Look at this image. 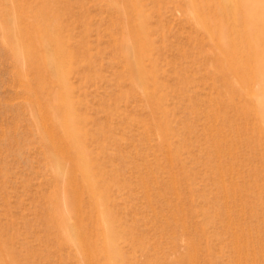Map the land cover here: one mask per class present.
I'll use <instances>...</instances> for the list:
<instances>
[{
    "label": "rangeland",
    "instance_id": "obj_1",
    "mask_svg": "<svg viewBox=\"0 0 264 264\" xmlns=\"http://www.w3.org/2000/svg\"><path fill=\"white\" fill-rule=\"evenodd\" d=\"M197 1L0 0L7 264H264V78Z\"/></svg>",
    "mask_w": 264,
    "mask_h": 264
},
{
    "label": "bare ground",
    "instance_id": "obj_2",
    "mask_svg": "<svg viewBox=\"0 0 264 264\" xmlns=\"http://www.w3.org/2000/svg\"><path fill=\"white\" fill-rule=\"evenodd\" d=\"M226 4L227 0H219L214 5H208L205 0H198L195 6L200 10L201 15L197 17V24L209 38L211 37L209 33L210 28H218L215 40L223 49L222 59L226 63L224 69L231 76L237 78V80H241V74L246 73L248 65L245 63V53L234 49L235 40L228 34L230 27H228L229 21L227 20V12L225 11ZM208 8L210 9L207 10ZM238 14L245 30L244 46L249 45V51L245 52L247 55H250V58H255V62L259 66L261 75L264 78V0H241ZM62 122L65 123L64 125L70 126L65 113H63ZM63 146L65 145L63 144ZM55 165L57 167V160H55ZM81 173L91 183L89 172L82 171ZM1 258L0 255V264H7Z\"/></svg>",
    "mask_w": 264,
    "mask_h": 264
}]
</instances>
